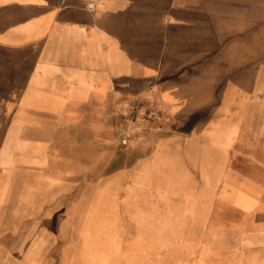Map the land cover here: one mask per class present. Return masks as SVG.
Segmentation results:
<instances>
[{"label": "crops", "instance_id": "1", "mask_svg": "<svg viewBox=\"0 0 264 264\" xmlns=\"http://www.w3.org/2000/svg\"><path fill=\"white\" fill-rule=\"evenodd\" d=\"M263 2L0 0V264H264Z\"/></svg>", "mask_w": 264, "mask_h": 264}, {"label": "rangeland", "instance_id": "2", "mask_svg": "<svg viewBox=\"0 0 264 264\" xmlns=\"http://www.w3.org/2000/svg\"><path fill=\"white\" fill-rule=\"evenodd\" d=\"M264 1V0H263ZM264 3V2H263ZM264 5V4H263ZM264 25V22H263ZM160 115L158 110L156 109V103L152 102H134L132 105H129L127 109V113L125 114V126H127L126 130L119 134V139L121 144H124L123 141L128 139V143L133 141H138L145 134L147 129L156 125V121H158ZM135 230L143 236H146L148 233L146 229V223H144L140 218H135ZM149 235L151 233L149 231ZM134 244L126 245V253L128 256H133L135 259L132 264H147L146 261V253L149 249L143 248L142 246H136L138 251L134 253V245L137 244V241L133 242ZM101 257L96 262H84L83 264H121L120 256L118 255L119 246L109 245L102 242L101 246ZM61 250V246H58L55 251V264H61L59 261V253ZM147 250V251H146ZM149 252H152L150 249ZM77 264V263H76ZM80 264V263H79Z\"/></svg>", "mask_w": 264, "mask_h": 264}, {"label": "built area", "instance_id": "3", "mask_svg": "<svg viewBox=\"0 0 264 264\" xmlns=\"http://www.w3.org/2000/svg\"><path fill=\"white\" fill-rule=\"evenodd\" d=\"M92 6H94V5L92 4ZM123 143H124V144H127V143H128V139H125V140L123 141Z\"/></svg>", "mask_w": 264, "mask_h": 264}]
</instances>
